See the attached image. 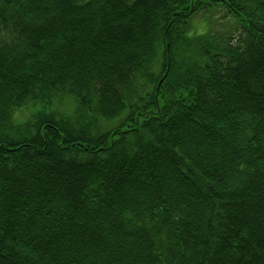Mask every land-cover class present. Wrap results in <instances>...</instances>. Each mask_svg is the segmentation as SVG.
Returning <instances> with one entry per match:
<instances>
[{"label": "trees", "instance_id": "16d2710c", "mask_svg": "<svg viewBox=\"0 0 264 264\" xmlns=\"http://www.w3.org/2000/svg\"><path fill=\"white\" fill-rule=\"evenodd\" d=\"M0 264H264V0H0Z\"/></svg>", "mask_w": 264, "mask_h": 264}, {"label": "rangeland", "instance_id": "374dc122", "mask_svg": "<svg viewBox=\"0 0 264 264\" xmlns=\"http://www.w3.org/2000/svg\"><path fill=\"white\" fill-rule=\"evenodd\" d=\"M222 15L221 9H215L214 11L207 12H198L192 18L193 28L196 30H206V26H211V29L214 31L225 30L230 27L233 23V20L230 19H220Z\"/></svg>", "mask_w": 264, "mask_h": 264}]
</instances>
